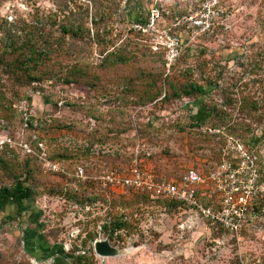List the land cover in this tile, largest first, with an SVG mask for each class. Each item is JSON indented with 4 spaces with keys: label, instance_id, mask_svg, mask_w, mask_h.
<instances>
[{
    "label": "rangeland",
    "instance_id": "1",
    "mask_svg": "<svg viewBox=\"0 0 264 264\" xmlns=\"http://www.w3.org/2000/svg\"><path fill=\"white\" fill-rule=\"evenodd\" d=\"M205 4L212 25L201 33L185 16ZM100 14L108 16L96 27L92 20ZM139 15L147 19L141 24L150 23L145 30L134 26L140 22L132 18ZM37 20L47 23L50 49L59 46L39 67L52 74L22 87L0 66V184L11 183L4 159L37 192L23 217L7 219L15 215L14 206L0 212V264H70L73 250L83 248L87 228L97 232L95 240L108 238L103 218L123 201L134 207L130 219L138 221L136 232L123 231L122 238L110 241L125 250L117 257H98L95 241L87 242L96 264H264V189L242 231L220 234L189 207L146 202L134 190L99 180L135 161L159 179L178 178L190 168L207 173L225 158L223 149L234 137L257 156L264 182V0H0V25L20 28ZM71 26H84V34H65L63 27ZM3 35L0 30V39ZM174 39L179 44L173 58L166 42ZM111 51H123L129 61L112 62ZM75 62L86 75L63 82ZM160 74L157 85L163 89L168 76L179 86L203 84L210 93L138 104L137 90ZM125 77L137 82L130 93ZM202 103L222 111L221 119L195 127L191 115ZM56 153L64 155L57 160L64 173L46 165ZM80 168L87 182L76 176ZM85 183L84 194L98 199L90 208L48 192L79 190Z\"/></svg>",
    "mask_w": 264,
    "mask_h": 264
},
{
    "label": "trees",
    "instance_id": "2",
    "mask_svg": "<svg viewBox=\"0 0 264 264\" xmlns=\"http://www.w3.org/2000/svg\"><path fill=\"white\" fill-rule=\"evenodd\" d=\"M105 8V7H104ZM105 13H109V8L105 9ZM108 15L100 14V18L94 17L92 22L97 27L100 22L103 21V17ZM147 19L142 17V15L135 16L132 18L133 22H146ZM4 25V26H3ZM0 25V30L3 31L4 35L0 39V66L3 67V70L10 79L17 80L20 86L24 87L27 85H31V83L35 81H40V79L46 78L47 74H52L51 70L40 69L43 64L47 65L50 59V52L55 50L58 45L51 44L53 48L50 49V41L47 23H44L41 20H37V22L32 23H24V25L20 28H17L15 25H10L7 27L6 24ZM86 25V24H85ZM88 31L91 29L86 27ZM65 34H70L75 37H80L84 34V26L74 27L71 26L68 29L63 27ZM99 33H95L94 36L98 37V40L105 41L106 38L102 37L100 39ZM109 45H112L114 42H110ZM55 46V47H54ZM107 52V51H106ZM12 56L13 58L10 60L7 57ZM112 62L116 63H127L129 58L123 51L120 53L118 51H111L110 55H108ZM108 58V57H107ZM107 61V59H106ZM47 67V66H46ZM67 73L64 75L62 81L66 83L79 82L80 77L86 75L85 70L80 66L79 62H75L72 66L68 67ZM190 73V72H188ZM72 77H69V76ZM146 76V71H140L138 74V78L143 79ZM163 75H155L152 79L147 83V87L144 89H139V98L137 99L138 104H147L153 103L156 100H160L161 104L164 102H172L175 99H180L183 97H199L206 96L210 93V89L203 84L196 82H185L183 85L179 86L171 77H166L164 83L166 84V89H163L162 86L157 85L158 80H162ZM126 90L131 92L136 88V80L134 77H125L124 78ZM212 85L211 83H209ZM163 90H166L165 92ZM136 93V92H135ZM2 102L0 101V106ZM157 103V102H156ZM11 108V107H10ZM9 110V109H6ZM222 111L219 112L218 108L214 106H208L206 103H202L198 106L197 111L191 115L192 125L195 127H201L206 124L209 120L214 118L221 119ZM257 136L252 138L253 142L258 141ZM52 162H58V159H64V155L56 153L51 155L50 157ZM58 160V161H57ZM6 170L8 172V179L11 180L9 184H0V212H4L8 206H14L16 209V213L13 216H8V220H16L17 218L23 217L25 212H28L31 208L33 201H35V197L37 192L34 190L33 185H28L26 183V178L22 179V173H19L13 166H11L7 161L1 159ZM10 162V161H9ZM30 172L32 169L30 168L27 171V175L30 176ZM86 186L88 183H85L81 186L79 190H74L72 187H64L61 190H50L48 191L52 195H58L65 198L66 201H69L72 204H76L78 206H82L84 208H90L91 205L96 202L97 197L88 196L85 193ZM136 198L142 199L146 202H163L165 206L170 209L176 210L177 208L183 206L178 201H162L160 199L153 200L148 196L142 194H136ZM262 202L264 203V198H262ZM116 207V205H114ZM119 210L113 211L111 210L106 217L103 218V222L101 225L102 232L105 233V236L113 241L117 238L121 237V232H125L126 236L136 232V223L131 221L130 212L133 211L134 207L131 202L123 201L118 206ZM262 204L258 207L261 208ZM257 208V209H258ZM262 209H258V212H261ZM16 217V218H15ZM138 220V219H136ZM98 219H93L92 223L97 225ZM89 224H86L88 227ZM214 228L217 229V233L223 234L226 232L224 228L218 224H212ZM92 228H87V239L82 240L83 248L73 250V256L70 264H96V256L91 248L88 247L87 242H94L97 238V232L91 230ZM85 230V231H86ZM228 232V231H227ZM83 253L75 254L76 251ZM75 254V255H74ZM22 264H28V262H23Z\"/></svg>",
    "mask_w": 264,
    "mask_h": 264
},
{
    "label": "built area",
    "instance_id": "3",
    "mask_svg": "<svg viewBox=\"0 0 264 264\" xmlns=\"http://www.w3.org/2000/svg\"><path fill=\"white\" fill-rule=\"evenodd\" d=\"M185 17L190 27L201 33L212 25L210 8L206 4L196 13ZM149 25L137 23L134 26L145 30V26ZM167 44L170 56L176 57L179 39ZM227 143L223 149L225 158L207 173L198 168H190L178 178L159 179L135 161L126 169H113L99 180L102 184L134 190L153 200L178 201L208 222L239 233L248 223V213L253 201L263 191L264 182L256 166L257 156L234 137H230ZM46 165L52 171L65 172L60 162L46 159ZM76 176L87 182L88 176L82 168L78 169Z\"/></svg>",
    "mask_w": 264,
    "mask_h": 264
},
{
    "label": "water",
    "instance_id": "4",
    "mask_svg": "<svg viewBox=\"0 0 264 264\" xmlns=\"http://www.w3.org/2000/svg\"><path fill=\"white\" fill-rule=\"evenodd\" d=\"M94 252L98 257L109 258L125 254V250L113 246L108 238L97 239L94 242Z\"/></svg>",
    "mask_w": 264,
    "mask_h": 264
}]
</instances>
